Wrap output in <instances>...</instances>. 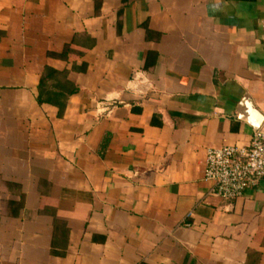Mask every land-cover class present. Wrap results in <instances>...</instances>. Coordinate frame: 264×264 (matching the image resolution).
Listing matches in <instances>:
<instances>
[{
    "label": "crops",
    "instance_id": "obj_1",
    "mask_svg": "<svg viewBox=\"0 0 264 264\" xmlns=\"http://www.w3.org/2000/svg\"><path fill=\"white\" fill-rule=\"evenodd\" d=\"M255 129L264 0H0V264H264Z\"/></svg>",
    "mask_w": 264,
    "mask_h": 264
},
{
    "label": "built area",
    "instance_id": "obj_2",
    "mask_svg": "<svg viewBox=\"0 0 264 264\" xmlns=\"http://www.w3.org/2000/svg\"><path fill=\"white\" fill-rule=\"evenodd\" d=\"M264 177V134L254 130L248 145L223 144L206 149L203 180L213 183V193L235 199Z\"/></svg>",
    "mask_w": 264,
    "mask_h": 264
},
{
    "label": "trees",
    "instance_id": "obj_3",
    "mask_svg": "<svg viewBox=\"0 0 264 264\" xmlns=\"http://www.w3.org/2000/svg\"><path fill=\"white\" fill-rule=\"evenodd\" d=\"M40 87H41V89H40V90H42V83H41V86H40ZM39 93H40V92H39ZM39 100H41V99L39 98Z\"/></svg>",
    "mask_w": 264,
    "mask_h": 264
},
{
    "label": "water",
    "instance_id": "obj_4",
    "mask_svg": "<svg viewBox=\"0 0 264 264\" xmlns=\"http://www.w3.org/2000/svg\"><path fill=\"white\" fill-rule=\"evenodd\" d=\"M259 127V126H258ZM255 130H257V129H255Z\"/></svg>",
    "mask_w": 264,
    "mask_h": 264
}]
</instances>
